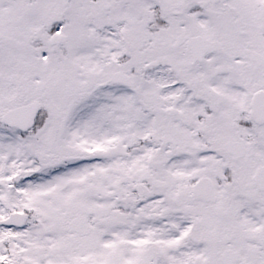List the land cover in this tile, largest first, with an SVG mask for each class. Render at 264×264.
<instances>
[{
	"label": "snow or ice",
	"instance_id": "obj_1",
	"mask_svg": "<svg viewBox=\"0 0 264 264\" xmlns=\"http://www.w3.org/2000/svg\"><path fill=\"white\" fill-rule=\"evenodd\" d=\"M0 264H264V0H0Z\"/></svg>",
	"mask_w": 264,
	"mask_h": 264
}]
</instances>
